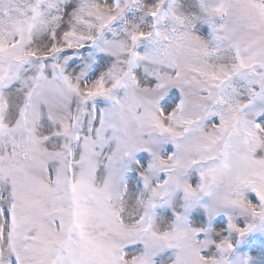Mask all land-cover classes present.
Returning a JSON list of instances; mask_svg holds the SVG:
<instances>
[{"label":"snow or ice","instance_id":"snow-or-ice-1","mask_svg":"<svg viewBox=\"0 0 264 264\" xmlns=\"http://www.w3.org/2000/svg\"><path fill=\"white\" fill-rule=\"evenodd\" d=\"M0 264H264V0H0Z\"/></svg>","mask_w":264,"mask_h":264}]
</instances>
